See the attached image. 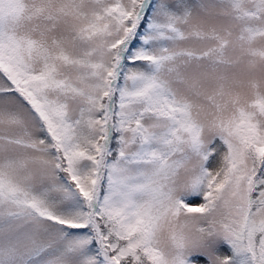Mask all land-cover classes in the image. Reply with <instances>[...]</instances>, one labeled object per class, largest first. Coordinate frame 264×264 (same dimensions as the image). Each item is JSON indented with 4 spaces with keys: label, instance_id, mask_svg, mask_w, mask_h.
<instances>
[{
    "label": "snow or ice",
    "instance_id": "6c2138e0",
    "mask_svg": "<svg viewBox=\"0 0 264 264\" xmlns=\"http://www.w3.org/2000/svg\"><path fill=\"white\" fill-rule=\"evenodd\" d=\"M0 264H264V0H0Z\"/></svg>",
    "mask_w": 264,
    "mask_h": 264
}]
</instances>
